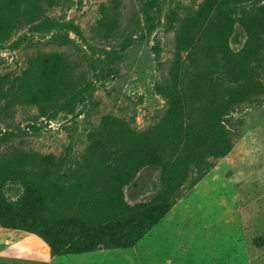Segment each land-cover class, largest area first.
I'll return each mask as SVG.
<instances>
[{
	"label": "rangeland",
	"instance_id": "1",
	"mask_svg": "<svg viewBox=\"0 0 264 264\" xmlns=\"http://www.w3.org/2000/svg\"><path fill=\"white\" fill-rule=\"evenodd\" d=\"M204 1L46 0L44 9L31 15L24 11L7 39L0 41V75L21 76L34 57L59 52L68 63L65 86L76 92L61 97L56 90L51 96L54 103L73 97L67 109L52 106L43 113L38 105L22 102L1 113L0 138L11 135L0 140V159L3 152L16 150L56 155L63 157L62 171L67 172L86 157L108 120L118 122L124 135L134 128L149 136L164 125L170 111L167 78L170 71L176 77L177 53L183 62L178 71L181 86L188 92L194 89L188 77L196 52L203 59L209 53L207 60L213 63L208 69H214L220 56L221 41L215 36L209 38V48L195 46V26L204 17L196 12ZM237 32L244 43L247 35L240 24ZM263 43L254 45L263 54L254 72L261 83ZM240 46L231 43L233 49ZM200 100L219 104L209 92ZM206 109L200 117H206ZM199 118L181 120L184 131L177 140L182 148L193 139L187 126ZM220 122L231 139L219 148L231 143L230 150L209 155L179 183L175 198L169 199L175 204L141 240L111 252L136 253L146 259L143 264H264V95L243 102ZM206 139L211 143L209 136ZM9 158L18 160L15 153ZM163 178L162 167L144 168L124 188L126 201L134 205L153 199L163 189ZM9 192L17 196L14 188ZM68 254L55 255L37 231L0 224V264H50L52 258L58 264Z\"/></svg>",
	"mask_w": 264,
	"mask_h": 264
},
{
	"label": "trees",
	"instance_id": "2",
	"mask_svg": "<svg viewBox=\"0 0 264 264\" xmlns=\"http://www.w3.org/2000/svg\"><path fill=\"white\" fill-rule=\"evenodd\" d=\"M45 1L0 0V41L7 39L24 11L34 14L44 9ZM196 13L204 17L195 26V35L199 36L195 46L209 48V38L215 36L216 41H221L220 56L214 69H208L213 63L207 60L209 53L203 59L202 53L196 52L188 77L194 89L188 92L181 86L178 71L183 62L181 53H177L176 77L170 71V79L167 78L171 87L170 111L164 125L155 127L149 136L134 128H125L128 132L124 135L118 122L108 120L96 133L86 157L67 172L62 171L61 156L20 150L3 152L0 224L37 231L55 255L129 248L175 204V200L169 199L175 198L179 183L206 163L209 155L220 156L230 150L231 143L219 148L227 137L231 139L221 118L229 116L243 102L264 95V82L254 76L256 64L263 61V54L254 45L264 42V0H205ZM237 24L247 35L244 43L239 41ZM231 43L241 46L233 49ZM67 64L63 53H45L31 59L21 76L0 75V114L12 111L16 103L22 102L38 105L43 113L52 106L69 108L76 91L65 86ZM56 90L61 97L69 93L73 97L54 103L51 96ZM205 92L215 95L220 105L200 100ZM205 107L206 117H200ZM185 116L200 118L187 126L193 139L186 140L182 148L177 138L184 131L181 120ZM10 135L1 136L0 140L5 141ZM210 148H214L213 152L203 153ZM14 153L17 161L9 158ZM21 166L26 168L22 170ZM148 166L162 167L163 189L149 201L130 205L124 188ZM13 188L16 197L9 195Z\"/></svg>",
	"mask_w": 264,
	"mask_h": 264
},
{
	"label": "crops",
	"instance_id": "3",
	"mask_svg": "<svg viewBox=\"0 0 264 264\" xmlns=\"http://www.w3.org/2000/svg\"><path fill=\"white\" fill-rule=\"evenodd\" d=\"M134 249V248H133ZM115 250H102V251H96V252H88V253H73L68 254L65 256H61V261L58 264H101L100 262L106 261L108 263L106 264H120L118 262H125L130 261L134 262V264H143V259L139 258L136 253L133 254H117L113 253L111 251H117ZM121 250V249H120ZM115 259V262H110V260ZM117 259V260H116ZM139 260V262H138ZM146 260V259H144ZM50 264H56L53 260V258L50 260ZM118 261V262H116ZM125 264V263H121Z\"/></svg>",
	"mask_w": 264,
	"mask_h": 264
}]
</instances>
